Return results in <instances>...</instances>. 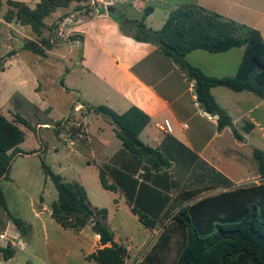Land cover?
Listing matches in <instances>:
<instances>
[{"label":"crops","instance_id":"0c3cea01","mask_svg":"<svg viewBox=\"0 0 264 264\" xmlns=\"http://www.w3.org/2000/svg\"><path fill=\"white\" fill-rule=\"evenodd\" d=\"M9 1L0 0V113L9 120L15 114H20L36 127L39 147L26 150L23 148L25 140L20 148L32 153L22 157L44 156L47 159L50 154L49 143H45L40 131L44 129L55 135L51 150L59 167L65 172L62 173L64 179L78 181L85 187L93 206L108 210L107 221L114 239L128 250L125 264L141 262L148 252L135 256L130 261L131 248L119 238L115 223L127 236V242L131 243L137 228L142 235L141 245L148 246L156 228L165 220L167 211L180 194L205 190L214 185H218L216 188L219 189L226 180L230 184H236L231 186L234 189L240 187L239 183L250 175L254 176L250 183H264L251 145L246 146L242 142L234 145L232 141L235 138L230 128L219 131L217 117L205 112L197 101L194 81L188 79L179 65L164 55L158 46L137 41L131 35L124 34L119 23L108 14V7L101 6L96 13L91 5H83L78 10L74 3L47 19V23L51 24L68 14L60 27L66 37H69L71 48H78L80 55L75 68H65L70 73H80L82 84L93 89L100 102H103L102 105L120 114L134 106L147 114L150 123L140 133L141 141L152 148H159L167 139V145L177 152L180 163L172 161L170 168L158 173L149 171L147 179L140 177L139 174L144 172L142 165L124 151L122 142L116 137L114 125L93 112L84 115V130L77 134L79 138H66L64 131L58 133L54 124H63L71 111V104L80 100L82 105H97L81 101L87 92L79 90L77 86L67 116L62 119L52 117L55 109L43 90L44 77L38 70L46 66L52 56L54 61L63 65L65 60L73 59L65 54H56L55 49L46 51V57L26 49L25 43L37 42V36L30 26L5 18L11 9ZM12 1L23 2L34 8L40 0ZM106 1L131 21L140 20L145 10L151 8L144 23L147 28L155 31L163 27L172 11L183 5L197 4L259 30L264 40V0ZM217 54L220 53L194 50L187 55V61L209 76L235 77L243 54L231 66L224 63L229 61L227 58L216 60ZM62 89L67 91L65 84ZM211 92L217 103L233 118L234 126L245 139L251 140L252 146L264 151V102L254 99L257 96L251 92H236L223 86L214 87ZM34 114L45 116L43 120L36 122L31 119ZM93 119H96V124ZM166 120L172 125L170 133L161 129ZM19 126L24 132L27 129ZM230 137L232 141L229 140ZM170 138H174L183 147ZM80 139H84L86 143L78 144L75 153L76 157L85 159V165L75 163V156L69 147L70 144L84 141ZM19 156L21 155L16 158ZM101 169L114 190L102 187ZM3 181L14 182L19 186L18 183L9 176V179L2 180L1 187L11 215L23 219L30 225L31 231L26 236L21 235L6 211L0 207V234L14 242L12 247L15 250L14 257L7 261L0 252V264H97L87 257L103 246L90 226L79 232L63 229L53 219L51 207L46 204L43 196L38 205L23 189L17 190L12 186L5 188ZM99 185L105 194L100 192ZM133 207L157 220V226L153 229L146 228L140 222L138 214L133 212ZM0 246L7 247L8 244L0 243Z\"/></svg>","mask_w":264,"mask_h":264},{"label":"trees","instance_id":"16d2710c","mask_svg":"<svg viewBox=\"0 0 264 264\" xmlns=\"http://www.w3.org/2000/svg\"><path fill=\"white\" fill-rule=\"evenodd\" d=\"M74 3L81 10L83 5H89V0H40L34 8L23 2L10 0L8 4L11 9L5 18L30 26L37 36V42H26L25 48L46 57V51L53 47L52 33L68 14L51 24L47 23V19L58 10L68 8ZM150 12L151 8H148L140 20L132 21L117 10L109 15L119 23L124 34L131 35L137 41L158 46L164 55L178 64L187 78L194 81L199 105L205 112L217 117L218 130L230 128L236 140L245 141L244 135L234 126L233 118L217 103L211 90L223 86L236 92L248 91L264 101V40L261 32L197 4L183 5L172 11L163 27L155 31L147 28L144 23ZM126 24L129 30L126 29ZM234 48L244 49L235 77L209 76L187 61V55L194 50L224 53ZM60 83L64 86L63 79ZM84 107L86 113L91 111L102 115L114 125L116 137L122 142L124 151L142 165L144 172L139 174L140 177L147 179L149 171L158 173L166 170L172 166V161L180 163L177 152L167 145V139L159 148H152L141 141L140 133L150 123V117L137 107L133 106L121 114L106 105L84 104ZM19 125L32 131L36 128L20 114H15L9 120L0 113V205L20 234L26 236L31 231L30 225L11 215L1 187L2 180L9 179L14 158L32 153L24 152L20 148L26 140V133ZM170 139L183 147L174 138ZM252 154L258 162L259 174L264 178V151L254 148ZM42 168L58 192V199L50 206L53 219L63 229L74 232L90 226L99 236L103 247L87 259L97 264H125L128 250L115 241L107 221L108 210L93 206L85 187L78 181H66L44 161ZM100 180L104 189H115L108 184L102 169ZM231 186L226 180L222 185L226 191L201 199L197 197L203 191L218 185L177 196L165 219H171L185 231V245L177 259L169 264H264V183L234 189ZM133 212L138 214L140 222L146 228L153 229L157 226V220L138 212L134 207ZM168 243V229L164 227L141 264H163V252ZM0 252L6 261L15 255L11 245L0 246Z\"/></svg>","mask_w":264,"mask_h":264},{"label":"rangeland","instance_id":"374dc122","mask_svg":"<svg viewBox=\"0 0 264 264\" xmlns=\"http://www.w3.org/2000/svg\"><path fill=\"white\" fill-rule=\"evenodd\" d=\"M126 29L129 30V27L126 24ZM69 37H66V34L64 32L63 35H60L58 32V28L52 33L51 36V44L53 45L52 49H55L56 54H65L68 55L69 58L73 59H67L65 60V64H61L59 61H54L53 56L50 58V60L47 62L46 66H42L39 68V74L44 77L42 85L44 87V92L46 95H48L47 99L53 104L54 106V114L53 118L55 119H62L67 116V113L69 111V104L73 96H75V88L78 86V89L81 91H86L87 94L85 97L81 99L84 101H87L91 105H102L103 102H100L99 98L95 95L93 89H91L88 85H83L80 79V73H70L65 67L72 68L75 65V62L78 60L80 55V50L76 47H72L69 42ZM51 49V50H52ZM243 48H236L232 49L230 52L226 54H217L216 60H229L228 62H224L225 64H228V66H231L235 62L238 61V59L243 54ZM227 58V59H226ZM58 59V57H56ZM75 68V67H74ZM60 79H63V83L65 84L67 91L62 89V85L60 83ZM254 99L264 102L262 99L257 98L254 96ZM80 103V100H79ZM77 103L74 102L71 104V111L68 115V117L63 121V124L61 122L55 123L54 127H56V130L58 133L61 131H64L66 134V138L68 137L70 139H77L79 138L77 133L75 131L72 132L71 130L74 129L73 122L74 118L79 119V122H83L84 115H88L91 113V111L85 113L82 117L80 116V113L75 112L74 106ZM29 115V114H28ZM45 115H39L34 114L31 119L32 121L38 122L39 120H43ZM81 117V118H80ZM103 118V117H102ZM36 119V120H34ZM94 124L97 123L96 119H93ZM27 134V139L23 145V148L28 150L32 149L34 147H39L38 143V132L35 133V131H30L28 129H24ZM230 132V131H229ZM230 136L232 135L231 132L229 133ZM40 135L45 141V143H49L48 148L50 149L49 157L46 159L44 156H37L33 158L29 157H15L11 164V170H10V178H12L14 181L18 183L17 184L10 183V181H3V186L6 188L8 186H12V188H16L17 190L19 188L23 189V191L27 194V196L30 199H33L36 204L40 205V198L43 196L46 204L48 206H51V204L58 199V192L51 181V179L44 173L42 168V162L44 161L48 166H50L54 172L60 174L63 176L62 173L63 170L59 167L56 158L53 156V150H51V144L52 140L55 139V135L51 131L47 130H41ZM64 138V139H66ZM84 138V137H83ZM84 140V139H80ZM230 141L231 137L229 138ZM227 140L229 143L230 141ZM85 141V140H84ZM78 141L75 142L76 144H70L69 147L73 152V156L76 157L75 149H77L78 144L80 143L85 144L86 141ZM234 145H240L241 142L234 139L232 141ZM242 144H245L246 146L252 147V151L254 148H259L257 146H252V141L249 139H245V141L242 142ZM75 163L79 165H85V159L83 157H76ZM61 169V170H60ZM62 171V172H59ZM251 174H253L251 172ZM67 177H70L67 175ZM254 176L250 175L248 178L244 179L241 183H239V186L242 187H248L252 186L253 183H250V180H252ZM66 181H71V178H67ZM232 186L236 185L234 183H231ZM100 192L102 194H105L104 189H102L99 185ZM212 190L207 191L205 193H202L197 199L217 195L224 190V188H211ZM11 190L8 191V194L10 195ZM95 198L94 196H92ZM1 207V205H0ZM165 224V225H163ZM116 225V233L119 235V238L121 241L124 242L126 246H129L131 248V259L135 256H142L145 252H149L152 248V246L156 243L158 240L161 232L163 231L164 227L168 229V236H169V243L167 249L163 252L165 253V262L163 264H169L170 262H173L177 259L179 252L182 250V248L185 245V231L179 227L176 223H173L171 219H165L162 223L158 225L156 228V232L153 234V238L148 244V246H142V235L140 232L135 229V233L133 234V238L130 242H127L125 240V233L123 231H120L117 224ZM69 231V230H67ZM71 231V230H70ZM129 261V262H130ZM15 264V263H14ZM20 264V263H18ZM141 264V262H139Z\"/></svg>","mask_w":264,"mask_h":264},{"label":"built area","instance_id":"2783aa9c","mask_svg":"<svg viewBox=\"0 0 264 264\" xmlns=\"http://www.w3.org/2000/svg\"><path fill=\"white\" fill-rule=\"evenodd\" d=\"M89 5L93 6L96 9L95 12L98 13L99 7L103 6V7L107 8L111 5V3L106 1V0H89ZM60 26L61 25L59 24L58 32L60 35H63L64 30ZM76 103L77 104L74 106L75 112L80 113V116L84 115L86 113V109H85L84 105H82L78 101H76ZM73 126H74V129L71 130V134L73 131H75L77 134H81V131L84 130V122H82V121L79 122V119L74 118ZM161 129L170 133V132H172V125L168 120H166L164 122L163 126H161ZM0 243H7L8 245H11V246L14 245V242L12 240H10L4 234H0Z\"/></svg>","mask_w":264,"mask_h":264},{"label":"water","instance_id":"95a60500","mask_svg":"<svg viewBox=\"0 0 264 264\" xmlns=\"http://www.w3.org/2000/svg\"><path fill=\"white\" fill-rule=\"evenodd\" d=\"M115 11H116V9L114 8V7H108L107 8V12H108V14H112V13H115ZM197 94V93H196Z\"/></svg>","mask_w":264,"mask_h":264}]
</instances>
